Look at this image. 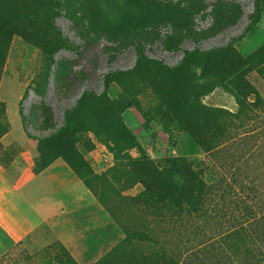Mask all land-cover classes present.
<instances>
[{
    "label": "rangeland",
    "instance_id": "obj_1",
    "mask_svg": "<svg viewBox=\"0 0 264 264\" xmlns=\"http://www.w3.org/2000/svg\"><path fill=\"white\" fill-rule=\"evenodd\" d=\"M96 3L55 0L54 25L69 42L60 49L45 14L29 22L17 0L0 3L2 21L16 25L0 36V218L11 227L0 224V264H264L232 203L208 197L206 214L194 213L162 202L170 195L157 184L149 199L133 177L144 158L155 176L180 159L220 196L229 185L247 202L254 180L264 193V0H98L100 14ZM85 92L110 103H87L83 127L59 136ZM211 128L229 147L217 158L200 147ZM110 136L133 137L143 154Z\"/></svg>",
    "mask_w": 264,
    "mask_h": 264
},
{
    "label": "trees",
    "instance_id": "obj_2",
    "mask_svg": "<svg viewBox=\"0 0 264 264\" xmlns=\"http://www.w3.org/2000/svg\"><path fill=\"white\" fill-rule=\"evenodd\" d=\"M3 1L5 2V0H0V3ZM17 1L20 3L21 9L25 12L26 16L28 17L27 21L34 22L35 17L40 14H45L48 17L49 25L52 31L54 32L53 39L55 40V45L58 46V49L63 48L65 45L69 44L67 39L61 35L60 31L54 25L55 14H53V7L55 5V0ZM84 5L86 6V4L83 2L81 6L84 7ZM96 7L97 13L100 14L102 10L99 8L98 0L96 3ZM234 10L235 13H237V10L235 8ZM83 11H85L89 18L93 17V10L91 6H86ZM94 12L96 13V10H94ZM122 17L127 22L138 17V14H135V12L133 11L130 14L123 15ZM14 21L15 20L13 17H11L8 21L5 22H3L0 18V36L5 30L8 31L11 28L16 29V25H13ZM111 21H113L114 26L122 24L121 19H111ZM116 31H118V29ZM131 31H133V29L128 28V32ZM94 32L96 33V31ZM38 37H40L39 43L41 44L43 51L45 53L47 52L49 55V59L52 60V45L46 44V41L43 39L42 35ZM195 55H198V53H188L186 57L187 61H189L190 57L192 58ZM137 57V65H141L144 61L142 52H139ZM157 65L162 67L161 64ZM49 67L51 68L50 65ZM113 75L118 76L119 74L115 73ZM48 81L49 75L47 73L45 74V76L42 77L41 82L37 85L35 89L37 95L44 96L47 93ZM256 98L260 105L261 100L259 99V96H256ZM96 100H105V102L110 103L109 97L106 93L102 97H98L92 92H85L81 100L79 101L77 107L67 114L65 127L60 130V132H58L57 134L60 136L61 134H64L66 132L69 133L74 131L75 129L83 127L82 111L84 110L87 103ZM118 104L122 105L123 107H126L125 103L119 102ZM239 105L242 110H250V106L246 103H240ZM0 108H2L1 104ZM41 112L43 124L49 125L51 122L49 113L44 109V107L41 109ZM21 117L23 118V116ZM206 134L210 138L203 139L202 146H200L201 149L205 151V153L215 155V158H217L221 154V152L229 148L228 146H223L225 142L220 143L219 139L216 138V136L221 134H219L215 128L209 129ZM109 139L114 143L118 150H120V147H124L128 148L130 151H136L140 156L141 154H143L140 144L131 136L127 139H123L121 143L116 142V138L112 136H110ZM74 169L77 171L78 175H82L79 169ZM203 171V169H196L195 166L190 163L188 166V164L184 160L174 159L166 162L161 172L155 176L153 173V166L151 164V161L144 158L141 160L139 168L134 171L133 177L136 181L143 185L145 189V194L149 199L152 198V196H155L153 192L157 184L163 189L168 190L170 195L167 201L162 202H169L173 205H176L175 203L178 204L179 202H187L189 203V211H192L194 213L200 211L205 213L204 209L208 205L206 204L208 197L209 203L212 201V199L215 202L219 201L225 204L226 202L232 203L234 205L233 211L235 212H233V214H236V217L233 218V223L236 225V227L238 226V231H240L242 235L249 238V240H254V242L258 243L256 244L257 253L264 257V193L262 189H260V186H263V182L260 180H254V182H251L253 183V185L250 188L246 186L248 191H250V195H246L247 199L252 203L251 205H249L248 201L239 202V200H233L231 198L233 195V188L229 185H226L223 188V196L219 195L218 189L217 194L214 193V188L217 187V185H207L204 181L205 174ZM154 177H156V179H154ZM235 178V172H232L231 180L234 182ZM83 180L87 184V180L85 178H83ZM241 191H243L242 188ZM187 192L189 194H187ZM173 193H175L176 195H173ZM233 197H235V195ZM175 211L177 210L175 209ZM133 240L137 241L138 243L144 244L152 243V240H148L145 236H143V234L137 232L136 234L134 233ZM131 263L139 264L138 261L136 262L134 260H131Z\"/></svg>",
    "mask_w": 264,
    "mask_h": 264
},
{
    "label": "crops",
    "instance_id": "obj_3",
    "mask_svg": "<svg viewBox=\"0 0 264 264\" xmlns=\"http://www.w3.org/2000/svg\"><path fill=\"white\" fill-rule=\"evenodd\" d=\"M42 177V176H41ZM8 182V180H6V178H4L2 181H0V186H5V183H7ZM9 186H10V182H9ZM32 186V185H31ZM45 189V187H41L39 190H37L36 192H33L34 194H33V196H32V198L34 199V197H36V198H41V196H42V194H43V190ZM25 201V200H24ZM3 216V215H2ZM5 223L7 226H9L10 227V221H8L7 220V218L5 219L4 217L3 218H0V224H2V223ZM11 228V227H10ZM0 233H1V230H0Z\"/></svg>",
    "mask_w": 264,
    "mask_h": 264
}]
</instances>
